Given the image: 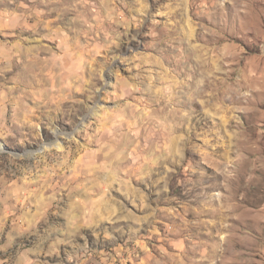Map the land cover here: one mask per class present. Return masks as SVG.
I'll list each match as a JSON object with an SVG mask.
<instances>
[{"label": "rangeland", "instance_id": "rangeland-1", "mask_svg": "<svg viewBox=\"0 0 264 264\" xmlns=\"http://www.w3.org/2000/svg\"><path fill=\"white\" fill-rule=\"evenodd\" d=\"M0 264H264V0H0Z\"/></svg>", "mask_w": 264, "mask_h": 264}]
</instances>
